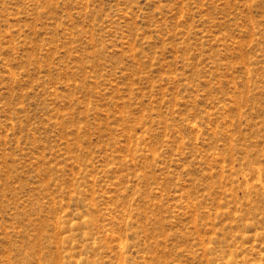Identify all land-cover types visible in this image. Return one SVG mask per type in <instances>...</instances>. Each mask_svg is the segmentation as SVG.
Here are the masks:
<instances>
[{
    "label": "rangeland",
    "instance_id": "obj_1",
    "mask_svg": "<svg viewBox=\"0 0 264 264\" xmlns=\"http://www.w3.org/2000/svg\"><path fill=\"white\" fill-rule=\"evenodd\" d=\"M0 264H264V0H0Z\"/></svg>",
    "mask_w": 264,
    "mask_h": 264
}]
</instances>
